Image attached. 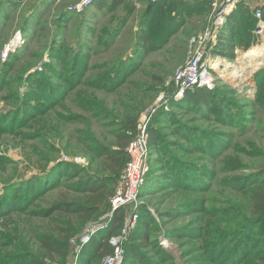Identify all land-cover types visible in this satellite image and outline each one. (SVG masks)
Wrapping results in <instances>:
<instances>
[{
  "label": "trees",
  "instance_id": "trees-1",
  "mask_svg": "<svg viewBox=\"0 0 264 264\" xmlns=\"http://www.w3.org/2000/svg\"><path fill=\"white\" fill-rule=\"evenodd\" d=\"M5 1L1 0L0 10ZM17 1L19 7L22 0ZM75 2L71 1V5ZM132 2L101 0L92 8L103 17L111 11L117 13L120 7L126 9L119 17L108 18L101 32L95 34L99 51L109 50L134 18L137 8ZM138 3L146 6L133 44L136 57L126 60L121 57L116 62L90 67L92 51L87 42L84 44L81 30L84 25L86 31L91 29L89 20L82 19L83 25H79V31L70 39L77 40L74 45L68 43L67 30L60 24L52 39L11 74L9 70L18 63L19 55L9 61L8 68L1 65L0 96L11 82L19 85L25 81L30 89L5 97L8 104L17 100L19 105L15 103L12 110L0 112V135L21 137L33 121V125L44 127L41 142L46 151L45 166L38 175L4 184L0 219L20 215L33 220L34 228L29 234L16 233L25 239L20 241V254L16 256L10 253L13 241L1 245L4 243L0 235V264H67L73 237L82 226L105 214L128 162L127 149L137 132L140 114L152 99V96L125 94L122 88L131 87L128 77L138 70L142 61L139 56L165 46L179 29L175 17L168 14L170 6L164 12L166 3L152 0H138ZM212 3L213 0H203L192 7L181 0L177 6L178 24L185 25L187 15L202 17L204 22L207 17L204 14L209 13ZM245 4V1L239 3L227 18L214 51L215 56L229 62L235 61L237 46L249 48L258 24ZM42 6L40 2L29 6L20 27L22 33L30 31L29 23ZM91 12L94 13L87 9L82 16ZM70 16L69 12H61L58 19L67 22ZM44 54L48 55L49 63H42ZM38 63L42 71H38ZM32 69L37 70L31 73ZM252 78L257 88L252 100L218 80L213 91L196 88L186 92L180 101L173 98L177 90L174 88L168 99L169 111L162 109L153 118L149 128L151 171L140 198L146 203L154 200L161 219L170 222L179 217L197 216L201 227L199 232L193 225L173 229L168 227L170 223L167 225L165 237L181 246L178 261L158 246L159 240L153 239L151 230L156 219L145 204L126 245V264H264V152L256 146L257 150L247 152L244 145L253 130L255 113L264 112V68ZM128 99L133 100L130 105ZM71 106H77L84 114L73 112ZM78 122L83 127L76 129L79 136L73 144L67 129L71 130V124ZM241 138L245 140L239 143ZM57 141H65L59 149L54 147ZM76 151L87 165L59 157L62 153L74 157ZM246 162H258L260 166L254 167L256 171L243 173ZM213 185L216 189L211 191ZM208 194L210 198L203 202L198 198L188 200ZM170 196H182L188 211L171 208L160 212ZM207 203L212 209L205 208ZM215 203L223 208H217ZM126 210L116 211L109 219L108 228L83 248L80 264H100L113 255L108 240L120 234ZM36 220H49L51 225L40 227Z\"/></svg>",
  "mask_w": 264,
  "mask_h": 264
},
{
  "label": "rangeland",
  "instance_id": "rangeland-1",
  "mask_svg": "<svg viewBox=\"0 0 264 264\" xmlns=\"http://www.w3.org/2000/svg\"><path fill=\"white\" fill-rule=\"evenodd\" d=\"M15 1L17 0H6L3 5V8L0 10V69L1 65H6L7 68L10 66V62L14 56L19 55L20 59L15 63L13 68L9 70L10 74L12 70L16 67L19 68L27 59H30L35 56V52L40 49L43 43H47L52 39V35L56 31L57 25H64L68 43L71 42V46L74 45L77 40L74 38L70 40L74 35L77 34L79 31V25H83L81 20H89L90 30L86 31L85 25L82 27L81 33L83 34L84 44L87 42V46L91 47V55L88 60V65L90 67H94L98 64L105 63V62H116L118 59L123 57L124 60L127 57H134L135 54L132 52L133 44L136 42L137 33L140 29V21L141 15L145 10L146 3H138V0H133L132 4L137 8V12L134 18L129 22L128 25L123 29L120 33L119 37L116 39V43L107 51H99L100 44L95 37V34H99L102 28L105 26L104 22L108 21V18L117 15L118 17L123 15L126 12V9L120 7L117 13H113L111 11L108 16H102L103 14L95 12L92 10L94 6L99 1H96L92 5L84 7L82 10L79 11L81 3L85 0H76L75 4L71 5V1L73 0H22L20 2V6L16 7ZM153 2L162 1L166 3L163 6L164 12H166L170 6L171 10L170 17H175L177 22L176 26L179 27L176 34L171 37L165 46H162L159 49L151 51L147 53L146 56H139V59L142 60L141 64L137 71H135L130 77H128V81H130V86H126L121 90L125 92V94H137V96H152L151 102L147 107L143 109L140 114L138 125H140L143 118L152 113L154 109L157 110L156 114L152 117L151 123L154 121V117L157 113L164 109L169 111V103L168 99L173 94L174 88L176 86V75L177 72L183 67L196 53L198 49L197 42H193L194 39H199L203 37L206 31L211 28V21H212V7L209 10V13L204 14L206 15V19L204 22H201L202 17L199 16H191L187 15L185 18V25H179L177 17L179 11L177 9L178 4L181 0H152ZM186 4L191 5L194 7L197 3L202 2L203 0H184ZM1 2V0H0ZM43 5L36 11L35 17L31 19L29 25L31 27L29 32L22 33L21 25H23L24 16L26 17L28 14V8L31 4L39 3ZM212 2V1H211ZM174 7H171V4ZM77 9V10H76ZM79 9V10H78ZM91 9L94 13L91 14L87 13V16L83 17L82 14L85 10ZM264 9V8H263ZM61 12H69L70 17L67 22H61L58 19V16ZM167 14V16H168ZM59 23V24H58ZM42 28L44 30H42ZM2 31V32H1ZM35 34V35H34ZM93 34V35H92ZM264 46V41L255 42L253 41L248 46L247 50H244L243 53H240L239 58L238 55L235 53V61L229 62L233 66V69H239L241 58L244 55L250 54L254 49L258 47ZM8 51V53H7ZM85 53V52H84ZM90 53V52H89ZM6 54H8L6 56ZM244 54V55H243ZM142 55V54H141ZM237 56V58H236ZM136 57V56H135ZM143 58V59H142ZM49 57L47 54H44L42 63H49ZM10 61V62H9ZM41 63L37 65L38 71H42ZM5 67V66H4ZM263 69L264 65L258 66L257 70ZM37 69H32V72H35ZM260 69V70H261ZM255 70L247 80L240 82L241 80V73H237L233 78L227 79L225 78L219 71H215L217 75V79L219 81H223L228 86L236 89L244 98L248 100H252L254 98L255 93L257 92V88L253 82V76L257 72ZM218 72V73H217ZM30 74V73H29ZM28 75V74H27ZM238 79V80H237ZM142 82V86H139V83ZM217 81V85H218ZM167 88V90H166ZM30 89V86L25 81H22L19 85L15 83H10L4 92H2L0 96V112L3 114L12 110V107L15 105H19L17 100L10 102L9 104L6 102L5 97L9 95H14L16 93L23 94ZM172 93V94H171ZM174 92V100H175ZM133 100L128 99L126 100L127 104L130 105ZM109 103V101H108ZM71 110L75 113L84 114L82 111L78 109L77 106H71ZM258 113V114H257ZM255 113L256 117L254 118V122L252 124V132L250 136L246 138L249 140L244 143L245 148L248 151H255L254 146L263 150L264 152V112L259 113V111ZM1 114V115H2ZM33 122V121H32ZM29 123L30 127L23 131V135L16 139H13L11 136H7L6 134L0 135V194L3 193L4 184L7 182H14V181H22L28 180L30 177L38 175L40 173L41 167L45 166L43 155L45 153V146L43 148L42 144V131L44 129L43 126H35L33 123ZM150 123V125H151ZM72 129L68 130L69 133L68 137H72L73 144H76L75 139L78 138V133L76 129L82 128L83 124L75 123L71 124ZM245 138H241L239 143L244 142ZM65 141H57L54 144L56 149H59L61 146L64 145ZM74 157H67L65 154L59 155L61 160L73 162L79 165H87L86 160L82 157H79V154L74 153ZM247 166L242 171L243 173H251L256 171L254 167L260 166L257 162H246ZM53 164H50L52 166ZM239 175V174H238ZM216 185V184H215ZM211 191L215 190V186ZM115 193V190H114ZM159 197V196H158ZM200 199L202 202L210 198V195L207 196H200L195 195L189 197L190 199ZM225 199V198H224ZM223 199V203L224 200ZM221 200V198H220ZM218 200V202L220 201ZM112 199L108 202L106 207L105 214L100 217L98 220L94 222H90L82 226V229L79 234H76L73 239L71 240V252L70 256L67 259V264H80L81 263V254L83 248L88 245L83 244V239L90 233L91 227L93 224L101 221L105 224L109 223V219L113 217L112 214ZM154 200L146 203L145 200H142V204H148L149 210L152 213L153 217L156 219V224L152 228V237L155 241L159 240V247L165 249L169 255L176 258L178 261L181 259V246L180 243L177 241L168 240L167 237V225L170 223L168 227L171 229L175 227H180L183 225H193L196 231L200 232L201 225L198 226L197 216H187L186 219L179 217L177 219H173L170 222L161 219V217L157 213V209L154 207ZM185 203V204H183ZM142 205V206H143ZM164 208L159 209L160 212L169 211L171 208L178 209V212L181 210L188 211L186 208L185 199L182 196H170L166 197ZM217 208L222 209L223 207L219 204L215 203ZM207 209L210 208V204L207 203ZM132 208H127L124 215V222L126 221L127 217L131 213ZM166 211V212H167ZM193 210L191 214H193ZM170 214L175 215L174 213L170 212ZM139 222V221H138ZM35 224L38 226H42L43 224H47V227L51 225L49 220H36ZM138 225V224H137ZM80 226V227H81ZM34 228V221L30 220V218L21 217L20 215L14 218H1L0 219V235L2 238L1 245L8 244L9 241H13L12 250L10 253H13V256L20 254V241L25 240L24 238L20 237L16 233L21 234H29L28 231H32ZM107 232V231H105ZM100 232L96 233L92 236L91 240L98 236ZM104 233V232H103ZM90 240V241H91ZM128 243V242H127ZM126 243V245H127ZM126 249V246H125ZM153 256H156L153 255ZM195 257V256H194ZM182 261V260H181ZM100 264H103L101 262Z\"/></svg>",
  "mask_w": 264,
  "mask_h": 264
},
{
  "label": "built area",
  "instance_id": "built-area-1",
  "mask_svg": "<svg viewBox=\"0 0 264 264\" xmlns=\"http://www.w3.org/2000/svg\"><path fill=\"white\" fill-rule=\"evenodd\" d=\"M96 1L99 0H85L81 3L80 10H78L81 12L84 7L92 5ZM242 1L213 0L211 28L206 31L203 37L197 40L194 39L193 42H197L198 44L195 55L177 72L176 101L182 100L186 92L193 91L196 88H206L209 91H213L217 87V75L211 67V62L218 58V56L214 55V51L219 45V39L227 18ZM245 5L258 21L256 29L252 32L254 43L264 41V19L262 11V8H264V0H259L255 6ZM243 52L242 47L235 48V53L238 55V58L240 53ZM156 112L157 110L154 109L150 115L143 118L140 125H138L133 141L127 149L128 162L121 178L115 186V193L111 198L113 209L111 216L116 211L124 208L130 207L132 211L124 222L120 234L109 238L108 241L113 247L114 253L112 256L106 257L103 264H126L125 246L140 220V209L143 205L140 195L151 171L149 128L151 119ZM101 221L93 224L90 233L83 239V244L89 243L92 236L108 228V224H105V222L102 223Z\"/></svg>",
  "mask_w": 264,
  "mask_h": 264
},
{
  "label": "bare ground",
  "instance_id": "bare-ground-1",
  "mask_svg": "<svg viewBox=\"0 0 264 264\" xmlns=\"http://www.w3.org/2000/svg\"><path fill=\"white\" fill-rule=\"evenodd\" d=\"M239 63H240V68L233 69V66L231 63H228L224 59L216 58L211 62V67L215 71H219V73H221L227 79H231L237 73H241L242 76H241V80L239 81L243 82L247 80L248 77L255 70H257L258 66L264 65V46L258 47L254 49L250 54L244 55L241 58V61H239Z\"/></svg>",
  "mask_w": 264,
  "mask_h": 264
},
{
  "label": "crops",
  "instance_id": "crops-1",
  "mask_svg": "<svg viewBox=\"0 0 264 264\" xmlns=\"http://www.w3.org/2000/svg\"><path fill=\"white\" fill-rule=\"evenodd\" d=\"M243 1H245V3L248 5H250V6H255V5H257V2L259 1V0H243ZM236 10V9H235ZM262 11H263V19H264V9L262 8ZM238 48L239 47H242V46H237ZM242 49H243V47H242ZM244 50V49H243ZM234 54H235V50H234ZM218 58H221V57H218ZM221 59H223V58H221ZM224 60H226V59H224Z\"/></svg>",
  "mask_w": 264,
  "mask_h": 264
},
{
  "label": "water",
  "instance_id": "water-1",
  "mask_svg": "<svg viewBox=\"0 0 264 264\" xmlns=\"http://www.w3.org/2000/svg\"><path fill=\"white\" fill-rule=\"evenodd\" d=\"M260 69H261V68H260ZM260 69H259V70H257V72H258V71H260ZM257 72H256V73H257Z\"/></svg>",
  "mask_w": 264,
  "mask_h": 264
}]
</instances>
